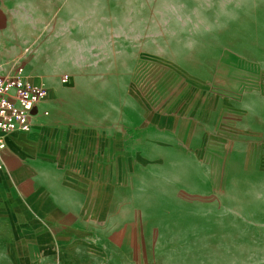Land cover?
<instances>
[{
  "label": "crops",
  "instance_id": "crops-1",
  "mask_svg": "<svg viewBox=\"0 0 264 264\" xmlns=\"http://www.w3.org/2000/svg\"><path fill=\"white\" fill-rule=\"evenodd\" d=\"M232 53L200 76L180 66L140 81L133 117L124 108L117 130L107 110L74 104L58 96L54 76L21 67L46 96L30 129L10 132L0 150V225L31 235L27 248L57 264H87L93 250L103 255L97 264H130L125 254L140 258V239L136 253V241L111 234L141 238L143 223L145 233L175 232L203 215L201 198L220 170L243 167L245 138L264 133V72ZM13 61L0 55V75L16 71ZM223 152L234 157L223 161Z\"/></svg>",
  "mask_w": 264,
  "mask_h": 264
},
{
  "label": "rangeland",
  "instance_id": "rangeland-1",
  "mask_svg": "<svg viewBox=\"0 0 264 264\" xmlns=\"http://www.w3.org/2000/svg\"><path fill=\"white\" fill-rule=\"evenodd\" d=\"M232 51L264 72V0H0V55L14 56L13 73L37 66L56 78L58 96L107 110L116 130L124 108L133 117L140 81L180 66L200 76ZM245 139L251 149L243 167L231 161L220 170L201 198L203 215L175 232L145 233L143 223L141 238L111 234L118 244L136 241V253L140 239V258L131 249L125 261L264 264V133ZM222 154L223 161L234 155ZM1 224L0 264H57L27 248L31 235ZM93 254L87 264L103 260Z\"/></svg>",
  "mask_w": 264,
  "mask_h": 264
},
{
  "label": "built area",
  "instance_id": "built-area-1",
  "mask_svg": "<svg viewBox=\"0 0 264 264\" xmlns=\"http://www.w3.org/2000/svg\"><path fill=\"white\" fill-rule=\"evenodd\" d=\"M45 96V88L30 84L18 72L0 75V150L10 132L30 129V118Z\"/></svg>",
  "mask_w": 264,
  "mask_h": 264
}]
</instances>
